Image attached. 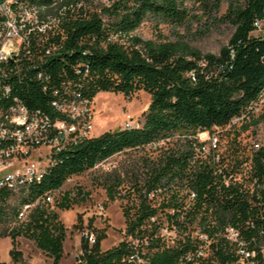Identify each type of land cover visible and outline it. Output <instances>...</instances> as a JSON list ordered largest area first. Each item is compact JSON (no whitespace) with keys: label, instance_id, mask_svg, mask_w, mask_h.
Wrapping results in <instances>:
<instances>
[{"label":"trees","instance_id":"trees-1","mask_svg":"<svg viewBox=\"0 0 264 264\" xmlns=\"http://www.w3.org/2000/svg\"><path fill=\"white\" fill-rule=\"evenodd\" d=\"M42 6L74 0H23ZM222 0H114L105 9L108 20L102 21L91 13L85 19L60 23L62 38L54 53L27 71L20 79H11V95H18L28 107L48 111L50 85L65 79L79 83L80 93L91 98L98 91H111L128 96L143 90L149 96L146 109L141 112L139 126L118 128L80 140L50 157V163L38 181L26 186L18 206L37 202L26 220L12 227L8 233V251L13 264L20 258L14 238L23 234L34 246L50 257V264H59L65 228L57 213L40 197L57 190L71 175L92 168L98 162L123 149L144 146L175 132H193L212 125H222L238 114L264 87V0H228L220 19L232 27L226 44L217 54L201 53L177 35L174 40L157 37L140 39L131 32L149 18L155 23L172 27L182 25L189 17L188 5L198 6L206 13L217 12ZM262 22L259 29L253 24ZM157 34V32H155ZM111 35L123 37L110 39ZM35 72H39L36 76ZM187 152L175 149L160 154L143 177L146 190L164 178L179 175L186 163ZM264 176V172H263ZM117 179V178H115ZM119 180H115L118 184ZM111 185L106 194L112 197ZM135 188V187H134ZM10 191L0 190L2 198ZM76 197L65 192L55 203L60 210L76 203ZM16 206L10 215L17 214ZM143 214V211L140 212ZM8 215L0 206V221ZM142 215L136 216L139 220ZM125 231L131 223L124 217ZM102 235L95 236L89 248L81 244L82 257L74 264H112L123 252L121 244L100 251ZM164 261V257L155 262Z\"/></svg>","mask_w":264,"mask_h":264},{"label":"built area","instance_id":"built-area-1","mask_svg":"<svg viewBox=\"0 0 264 264\" xmlns=\"http://www.w3.org/2000/svg\"><path fill=\"white\" fill-rule=\"evenodd\" d=\"M57 7L0 0V190L25 191L39 180L51 154L92 136L91 98L72 79L50 85L48 111L10 93L11 79L26 76L57 48L60 23L50 36L37 32L45 30L49 16L56 20L49 11ZM26 13L39 23L33 35L20 18ZM253 24L259 29L262 22ZM263 92L264 87L238 114L211 127L221 131L244 123ZM175 137L181 144L176 149L187 152L185 166L179 175L140 190L128 216L131 228H124L118 242L123 252L112 264H264V141L245 148L233 141L226 146L221 135H170L146 145ZM51 195L40 199L48 203ZM36 202L22 203L16 217L24 218ZM86 239L89 245L94 241L91 234Z\"/></svg>","mask_w":264,"mask_h":264},{"label":"rangeland","instance_id":"rangeland-1","mask_svg":"<svg viewBox=\"0 0 264 264\" xmlns=\"http://www.w3.org/2000/svg\"><path fill=\"white\" fill-rule=\"evenodd\" d=\"M114 0H74L65 1L60 7L49 11L55 14V19L49 16V24L44 31H37L39 37L50 36L53 29L59 23L68 22L73 19H85L89 14L97 15L102 21L108 20L105 9ZM228 0H222L217 12L206 13L198 6L188 5L189 17L180 26L172 27L166 23H155L149 18L143 20L139 26L131 32L140 39L155 40L162 37L174 40L177 35L182 36L191 47L196 48L201 53L209 52L217 54L219 48L226 44L232 27L222 19ZM58 12V13H57ZM48 13V11H47ZM47 15V14H46ZM45 15V16H46ZM21 20L30 26L28 30L32 35L36 33L34 29L39 23H33L28 13L20 14ZM47 17V16H46ZM59 20V21H58ZM31 22V24H30ZM49 26V27H48ZM53 27V28H52ZM29 32V36L31 35ZM27 32V33H28ZM157 32V34H155ZM56 36H54L55 38ZM118 39L123 42V37L111 35L110 39ZM127 43V42H123ZM149 102L148 94L143 90L131 92L128 96L111 91H98L91 97L92 107V137L98 136L106 131L124 128L128 126H139L142 117L141 112L146 109ZM257 106L250 111L244 123L222 129L221 131L208 127L195 129L193 132H175L173 135H221L225 145L231 141L242 147H249L253 141H264V92ZM180 139L175 137L169 142H159L156 147L147 145L136 148L123 149L110 157L98 162L79 174L69 176L62 185L52 192L51 201L48 207L53 209L58 216V220L65 228V235L62 241V254L59 264H74L82 257L81 244L87 243L86 236L91 234L94 239L97 235H102L99 241L100 251L114 247L122 238L125 228L124 217L134 213L135 200L140 197V190L144 188L143 177L148 174L149 166L153 164L158 156L166 151H173L180 147ZM119 180L115 184V179ZM111 185L113 195L106 194V186ZM135 187V188H134ZM67 192L68 197L74 198L77 195V202L70 203L69 208L60 210L55 207V203ZM161 194V193H160ZM23 191H11L2 198V206L8 215L0 221L1 233H8L12 227L19 222L26 220L18 219L10 215V207L16 206ZM15 249L20 252L17 262L20 264H50L51 259L42 251L37 249L32 240L26 235L19 234L14 238ZM11 247L8 236H0V264H13L8 251Z\"/></svg>","mask_w":264,"mask_h":264},{"label":"water","instance_id":"water-1","mask_svg":"<svg viewBox=\"0 0 264 264\" xmlns=\"http://www.w3.org/2000/svg\"><path fill=\"white\" fill-rule=\"evenodd\" d=\"M11 58H9V60H10Z\"/></svg>","mask_w":264,"mask_h":264}]
</instances>
